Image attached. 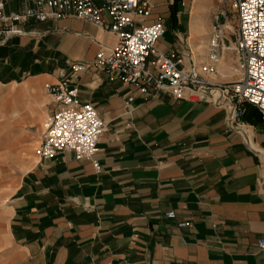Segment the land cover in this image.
<instances>
[{
    "label": "crops",
    "instance_id": "1",
    "mask_svg": "<svg viewBox=\"0 0 264 264\" xmlns=\"http://www.w3.org/2000/svg\"><path fill=\"white\" fill-rule=\"evenodd\" d=\"M4 1L7 10L20 7ZM146 1L150 15L137 20L162 23L159 51H175L185 66L204 62L216 21L211 0ZM22 29L25 36L0 46L2 82L23 83L22 91L33 88L31 79L55 82L57 70L91 63L116 43L112 32L70 17ZM223 63L234 67V55L221 54L216 73L205 76L210 85L236 82L220 74ZM70 79L80 103L93 105L106 124L94 156L101 171L72 153L37 158L7 201L0 264H264V156L251 149L264 154V119L253 106L237 133L226 107L207 97L145 99L95 69ZM32 112L43 130L42 108ZM182 221L189 227L179 228Z\"/></svg>",
    "mask_w": 264,
    "mask_h": 264
},
{
    "label": "built area",
    "instance_id": "2",
    "mask_svg": "<svg viewBox=\"0 0 264 264\" xmlns=\"http://www.w3.org/2000/svg\"><path fill=\"white\" fill-rule=\"evenodd\" d=\"M228 1L236 14V29L229 26L226 16H217L211 27L206 60L199 66H185L184 58L175 51H159L158 43L165 33L161 22H138L137 18L150 15L146 0H101L100 5L94 0H18L20 7L15 10H7L5 1L0 0V46L25 36L22 26L27 23L69 17L108 30L116 37L115 45L99 51L94 61L72 63L69 72L57 70L56 81L44 85L53 110L46 119L37 158L49 161L59 154L72 153L77 160L91 161L96 173L101 171L94 156L106 124L93 105L80 103L79 90L70 79L90 69L106 74L110 82L134 87L145 99L166 92L176 100L198 102L205 98L199 90L218 88L222 93L219 104L223 106L227 100L233 106L227 125L239 127L247 105L264 119V0ZM30 34L38 35L34 31ZM226 37L230 40L228 45ZM225 51L234 55L239 79L223 88L212 86L205 76L216 73ZM133 100L129 97L127 102ZM165 217L174 220L176 213L169 211ZM177 226L187 228L189 224L182 221ZM258 247L264 250V240L259 241Z\"/></svg>",
    "mask_w": 264,
    "mask_h": 264
},
{
    "label": "rangeland",
    "instance_id": "3",
    "mask_svg": "<svg viewBox=\"0 0 264 264\" xmlns=\"http://www.w3.org/2000/svg\"><path fill=\"white\" fill-rule=\"evenodd\" d=\"M208 7L217 11L214 17L226 16L228 24L236 29V14L228 0H211ZM225 43H230L228 37ZM5 57L4 49L0 52V59ZM238 79L239 74L235 73L227 81ZM34 80L29 81L33 85L31 90L22 91L23 83L5 84L0 73V232L5 227V209L10 195L18 186L21 176L38 160L36 151L53 105L44 91L46 83L38 86ZM14 90L17 92L15 96L12 94ZM36 106L42 108L39 116L43 118V130L36 124L32 112ZM15 111L21 115L20 120L13 118Z\"/></svg>",
    "mask_w": 264,
    "mask_h": 264
},
{
    "label": "water",
    "instance_id": "4",
    "mask_svg": "<svg viewBox=\"0 0 264 264\" xmlns=\"http://www.w3.org/2000/svg\"><path fill=\"white\" fill-rule=\"evenodd\" d=\"M221 21H223V19H221ZM190 88H192V87L190 86ZM199 93L201 95L207 97V98H210L214 103L220 105L219 101L222 99V93H221L220 89H218V88H207V89L199 90ZM222 105L226 107L227 115H228V118L230 119L232 116V112H233L232 104L230 102H228L227 100H225ZM227 126L231 131H235L237 133H241V131H242L239 127H235L231 123H229ZM251 149L254 153L264 156V154L259 152L258 150L253 149V148H251Z\"/></svg>",
    "mask_w": 264,
    "mask_h": 264
},
{
    "label": "bare ground",
    "instance_id": "5",
    "mask_svg": "<svg viewBox=\"0 0 264 264\" xmlns=\"http://www.w3.org/2000/svg\"><path fill=\"white\" fill-rule=\"evenodd\" d=\"M230 26V25H229ZM231 27V26H230ZM220 64V63H219ZM219 72L223 77H231V75L238 73V70L234 67H224V63L220 65ZM16 116V115H15ZM45 128V125H44Z\"/></svg>",
    "mask_w": 264,
    "mask_h": 264
}]
</instances>
